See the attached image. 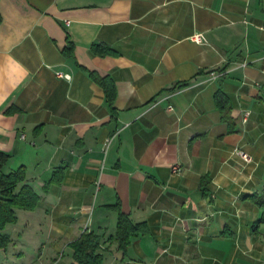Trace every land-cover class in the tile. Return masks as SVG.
I'll use <instances>...</instances> for the list:
<instances>
[{
	"label": "crops",
	"instance_id": "1",
	"mask_svg": "<svg viewBox=\"0 0 264 264\" xmlns=\"http://www.w3.org/2000/svg\"><path fill=\"white\" fill-rule=\"evenodd\" d=\"M0 151L41 197L0 264H73L84 233L104 264H264V0H0Z\"/></svg>",
	"mask_w": 264,
	"mask_h": 264
},
{
	"label": "trees",
	"instance_id": "2",
	"mask_svg": "<svg viewBox=\"0 0 264 264\" xmlns=\"http://www.w3.org/2000/svg\"><path fill=\"white\" fill-rule=\"evenodd\" d=\"M71 50V47H67L64 52L69 53ZM92 51L102 56L115 55L112 49L102 43L94 44ZM90 76L103 87L106 101L111 109L114 110L116 86L113 79L108 76L102 77L95 72H90ZM187 85L188 83H180L168 91L172 92ZM215 101L217 107L222 112L224 121L228 122L231 128L233 126V119L229 112L228 98L220 91L216 93ZM10 158V154L0 151V248L3 250H6L12 242L10 236L5 231L8 225L17 223V211H32L41 200V197L28 184L27 172L24 167L14 172H4V168ZM63 177L64 168H57L49 184L59 183L63 180ZM206 179L203 178V183ZM250 199L257 205L264 207V193L262 195H253ZM263 222L264 214L258 221V224ZM143 230H145L144 224L134 223L129 216L120 214L117 234L115 236L119 249L126 252L130 246L132 237L138 235ZM70 246L73 250V264H104L101 239L97 235L84 233L78 240L71 243Z\"/></svg>",
	"mask_w": 264,
	"mask_h": 264
},
{
	"label": "built area",
	"instance_id": "3",
	"mask_svg": "<svg viewBox=\"0 0 264 264\" xmlns=\"http://www.w3.org/2000/svg\"><path fill=\"white\" fill-rule=\"evenodd\" d=\"M201 40H202L201 35H198L195 37L196 42L199 43V42H201ZM60 77L69 78L68 75H63V74H60ZM248 116H249V114L247 113L246 116L244 117V121L248 120ZM238 155H240V157L247 163H251L253 161L252 157L244 151H238ZM179 171H180V167L176 166L173 168L174 173H178Z\"/></svg>",
	"mask_w": 264,
	"mask_h": 264
},
{
	"label": "rangeland",
	"instance_id": "4",
	"mask_svg": "<svg viewBox=\"0 0 264 264\" xmlns=\"http://www.w3.org/2000/svg\"><path fill=\"white\" fill-rule=\"evenodd\" d=\"M23 242H24V241H23ZM25 246H27V243H25ZM25 246H23V245H22V246H18L17 248H14V246H12V252L18 251V250H19V247H20V248H21V247L24 248ZM27 247H28V246H27ZM25 248H26V247H25ZM25 248H24V249H25ZM28 253H29V252H28Z\"/></svg>",
	"mask_w": 264,
	"mask_h": 264
}]
</instances>
